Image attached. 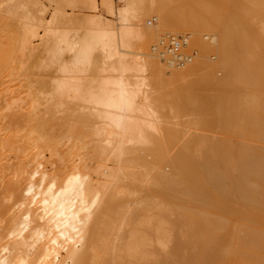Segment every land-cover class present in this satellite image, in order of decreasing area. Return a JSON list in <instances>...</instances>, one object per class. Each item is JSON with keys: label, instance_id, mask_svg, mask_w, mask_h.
Masks as SVG:
<instances>
[{"label": "bare ground", "instance_id": "bare-ground-1", "mask_svg": "<svg viewBox=\"0 0 264 264\" xmlns=\"http://www.w3.org/2000/svg\"><path fill=\"white\" fill-rule=\"evenodd\" d=\"M29 1L30 5L15 3V13L27 10L21 18L22 49L36 54L41 44L43 61L68 54L52 85L37 97L30 92L29 100L23 96L25 90H16L18 82L7 85L14 78L9 76L11 80L3 82L7 94L1 108H16L10 115L22 112L20 117L30 124L62 109L67 120L73 103H81L83 113L77 121L93 123L98 161L93 168L72 162L51 173L46 151L59 153L61 145L54 144L59 136L54 139L55 134H49L55 131L48 129V121L47 133L38 123L43 120L35 122L34 129L42 128L53 141H48L49 135L34 139L33 128L18 139V131L4 127L9 112L0 114V136H4L0 142L5 143L0 146V180L6 183L3 196L12 199L1 205L9 224L0 231V264H264V144L252 142H264V36L248 20L251 13L264 15V0H192L190 4L186 0L182 4H175L177 0H47L60 3L49 18L44 3L38 15L35 7L40 1ZM32 5L35 12L30 14ZM83 9L89 12H76ZM147 17L153 18L154 25L145 23ZM64 19L75 28L70 30L67 20L64 26ZM171 29L187 30V36L159 38ZM179 38L185 44L173 53L167 46ZM19 40L0 49V67L8 68ZM254 47L259 54L253 53ZM209 50L216 52L217 62L201 55ZM178 57H186V63L181 65ZM215 67L224 70L222 78L216 77ZM94 68L99 72L87 77V84L86 76ZM148 73L153 80L172 78L187 85L169 99V92L163 91L166 97L161 98L162 80L154 82ZM155 83H160V90ZM151 84L159 93L149 90ZM166 107L172 114L164 112ZM193 113L199 116L201 130L202 126L219 128L226 137L196 132L189 136L188 131L189 137L181 139L183 144L171 155L166 146L178 133L164 132L167 123L161 125V118L174 114L179 120ZM67 124L76 127L70 119ZM166 132L172 136L166 138ZM234 136L244 140L236 142ZM22 139L23 143L15 144ZM46 140L54 144L52 148ZM14 148L23 150L18 153L23 156L14 162L15 169L6 172ZM23 177V194L13 199ZM124 178L128 183L122 184ZM138 181L146 187L141 183L140 189ZM141 190L145 195L141 193L137 204L130 201ZM112 220L139 221L140 229L158 243H146L140 229H131L126 236L122 228L118 241L109 242Z\"/></svg>", "mask_w": 264, "mask_h": 264}, {"label": "rangeland", "instance_id": "rangeland-1", "mask_svg": "<svg viewBox=\"0 0 264 264\" xmlns=\"http://www.w3.org/2000/svg\"><path fill=\"white\" fill-rule=\"evenodd\" d=\"M23 1V2H22ZM36 1V0H35ZM40 2V4H39V6H38V4H37V7H35V9H36V12H35V9L33 10V5H32V7L30 6V14H31V10H33L32 11V13L33 12H35L36 14H40V13H37L38 11H37V9H39V7H41L42 5H43V3H44V5H46L47 6V11H46V13L44 14L46 17H50V16H52L53 14H54V12H55V10H56V8H54V6L56 7V6H58V4H60V3H58V2H54V3H51V2H53V1H50V3L49 2H47V0H39ZM49 1V0H48ZM181 1V0H180ZM187 1V2H186ZM184 0L183 1V3L184 2H186L185 4H187L188 3V1H189V3L188 4H190L191 2H192V0ZM17 2V3H16ZM22 4V3H26V4H29L30 5V1L29 0H0V49L2 48V49H5L6 47H10L11 46V44H12V42L14 41V39H16V40H19L20 39V37H21V35H22V31H21V26H22V22L24 21V20H22L21 18H23V16L24 15H26V13H27V10H25V9H19V11L18 12H16L15 13V11H16V8H17V5L16 4ZM31 3H33L34 4V2H31ZM42 3V4H41ZM58 3V4H57ZM175 4H179V3H181L182 4V1L181 2H179V0H177V2L175 1L174 2ZM55 4V5H54ZM57 4V5H56ZM193 4H195V3H193ZM2 5V6H1ZM6 5V6H5ZM16 5V6H15ZM48 5H49V8H48ZM11 6V7H10ZM247 6V5H246ZM261 6V5H260ZM260 6H258V7H260ZM252 7V6H251ZM13 8H15V9H13ZM58 8V7H57ZM262 8H264V6H261V9ZM55 9V10H54ZM15 10V11H14ZM25 10V12L23 13L22 11H24ZM71 11L70 10V7L69 8H67V6H66V11ZM20 12V13H19ZM53 12V13H52ZM76 12L77 13H88L89 12V10L88 9H83V10H76ZM34 13V15H36ZM251 13V12H250ZM261 13L262 14H264V12L263 11H261ZM17 15H19V16H17ZM40 15H42V14H40ZM248 15V14H247ZM22 16V17H21ZM262 18H264V15L262 16H260V15H258V16H254V14L252 15V13L248 16V20L251 22V24L250 25H252V26H254V27H252L253 29L254 28H257V29H255V30H257V32L260 34V35H262V37L264 36V19H262ZM66 20L67 21H69L68 19H64V20H61L62 21V24H64L65 22H66ZM149 20L151 21V24H150V22H149ZM64 21V22H63ZM148 21V22H147ZM69 22H71V21H69ZM256 22V23H255ZM258 22V23H257ZM61 23V22H60ZM73 22H71V23H65V24H67L68 25V27H70L71 25H72V28L70 29V28H67V25H66V28L64 27L65 26V24H64V26L62 25L61 26V24L59 25V26H61V27H64V28H62V29H70V30H73V28H75V24H74V27H73V24H72ZM145 23L146 24H148L149 23V25L150 26H152V25H154V23H155V21L153 20V18L152 17H147L146 19H145ZM21 24V25H20ZM70 24V25H69ZM20 25V26H19ZM256 25V26H255ZM258 26V27H257ZM252 29V30H253ZM179 32V33H178ZM186 32H188L187 30H176V29H171V30H168V31H163L162 33H161V35H160V39L162 38H164V37H168L169 35H182V36H187V33ZM254 33V32H253ZM262 33V34H261ZM168 34V35H167ZM165 35V36H164ZM251 36H253L252 35V32H251ZM258 36V35H257ZM254 37H256V35H254L253 36V38ZM165 38V39H166ZM162 41V40H161ZM40 42V41H39ZM37 44H40V43H38V41L36 42ZM253 44H256V43H253ZM160 45V44H159ZM2 46V47H1ZM253 46H256L257 47V49L259 48L260 49V47H258L257 46V44L256 45H253ZM41 44H40V46L38 47V49H37V51H36V54L35 53H33V51H31L30 49H22V47H21V42H20V40L18 41V47L16 48V50L14 51V55H13V59L11 58L10 59V62H9V66H8V68H3V67H0V114L2 113V114H7V112H9L10 110L9 109H3V108H1V102H3V98H4V96H3V94H7V92H5V93H3V90H4V86H3V82L4 81H6V79H9V80H11L10 78H13V76H14V78H13V80H11L10 82H8L7 83V85H10V86H12V87H14V85H12V84H14V83H16V82H18V84H17V86H16V90L17 89H23V90H25L24 92V95L23 96H25V100H27L28 98L29 99H31L32 98V95L34 94L35 95V97H37V96H39V95H37L38 93H40L39 91L41 90V89H43V88H45V89H47V88H49L51 85H52V83H53V81H54V78L55 77H58L59 76V66H60V64H61V61H62V59L63 58H65V56H67V54H68V52L67 51H65L64 53H62V54H60V55H57L55 58H54V60L53 61H43V57H41V52H40V49H41ZM40 48V49H39ZM151 49V48H150ZM253 50H254V52L253 53H256L258 50L254 47V48H252ZM256 49V50H255ZM152 51V50H151ZM194 51V50H193ZM193 51H189V52H187V53H189V54H193L194 52ZM252 51V50H251ZM256 51V52H255ZM261 51V50H260ZM206 53V52H205ZM257 54H259V51H258V53ZM201 55H205L204 57L205 58H207V60L208 61H210V62H217L218 61V55L216 54V52H213V51H210L209 50V52L207 53V54H204V53H201ZM253 55V54H252ZM255 55V54H254ZM37 56V57H36ZM95 69V68H94ZM94 69H93V71L92 72H90L89 71V75H87L86 76V81H87V84L89 83V81H90V79H91V77H94V76H96L97 74H98V69H95V71H94ZM213 71H214V73H215V75H216V77L217 78H222L223 76H224V74H225V72H224V70H222L221 68H217V67H215V68H213ZM96 73V74H95ZM88 74V73H87ZM9 76H10V78H9ZM147 76L149 77V76H152V74L151 73H148L147 74ZM155 76V75H154ZM90 78L89 80H88V78ZM165 78L167 77V76H164ZM151 77H149V79H150ZM93 79V78H92ZM148 79V81L149 82H151V83H153L152 81H154L155 79H157L158 81L157 82H159L160 80L159 79H161L162 80V83H161V85H160V83H155V84H157L158 86L160 85V86H162V89H161V98H162V96H165L164 95V93L166 94H168V92H169V96L167 97V99H169V97L171 96L172 97V95H174V92H176V91H178L177 89L178 88H180L181 86H182V88H183V86L187 83V81H185V80H179V81H177V80H174V79H172V78H168V79H164L165 80V82L163 81V78H157V77H154V80H153V76H152V81H150ZM201 79V78H200ZM193 81V80H192ZM155 82V81H154ZM163 82H164V84H163ZM154 85V84H153ZM152 84H151V88H152V90L151 89H149L150 91H153V89H155V88H157V89H159L160 90V86L158 87L157 85H155V86H157V87H155V88H153L154 86H153ZM187 85V84H186ZM181 88V89H182ZM157 89H155V90H157ZM180 90V89H179ZM164 91V93H162ZM30 92H32L33 94H31ZM155 92H157V93H159V91L157 90V91H155ZM154 92V93H155ZM28 93H29V96H28ZM153 92H152V94H154ZM156 94V93H155ZM154 94V95H155ZM40 95H41V93H40ZM160 95L159 96H157V97H159L160 98ZM28 96V97H27ZM34 97V96H33ZM166 97V96H165ZM170 97V98H171ZM158 98V99H159ZM28 99V100H29ZM155 99H156V97H155ZM73 103V102H72ZM71 105V104H70ZM45 106V105H44ZM44 106L42 105V107L44 108ZM72 106V105H71ZM71 106H69V108L71 107ZM76 107V110H75V107ZM82 105H81V103H77V102H74L73 103V106L71 107L72 109H74V111L71 109V111H73L72 113H68L69 114V116H71V118H69V116H67V120H65V118H64V113H62L63 112V109L62 110H60L59 112L57 111L56 113L55 112H51V114L49 113L48 115L46 114V118L44 117L43 119H36V121H34V123H33V121H30V122H32V123H30V124H28L25 120H24V118H22V117H20V116H22L23 114H22V112H21V114H20V112H19V114H18V116H16L15 115V117H12V116H14V115H10V112L12 111V110H14V109H12L8 114H7V116L8 117H6V121H5V123H7L4 127H8V128H11L12 130L11 131H18V134L16 135V138H18L19 137V135H21L20 137H22L23 136V132L26 134V131L28 130L29 132H30V130H31V128H33L34 129V126L36 125L35 124V122L37 123V121H42V122H38V123H40V124H42L43 123V130L45 129V128H47L48 126L46 125V122L48 121V123H49V130L50 131H52V129L55 131L54 133H52V132H49V134L50 135H54V139L55 138H57L56 136H59L60 138H62V139H60L59 137H58V139L55 141L56 143H54V144H56V146H58V145H61L60 146V152L59 153H56V154H51L50 153V151L47 149V151H46V155H47V163H46V167L48 168V169H50V170H48V171H50L51 172V170H54L53 172H57V171H59L60 169H63V168H65L66 167V165L67 164H69V163H72V162H74V163H79V162H83V163H86L87 165H89L90 167H94L95 165H96V163H97V161H98V157H97V155H98V153L96 152V150H95V144H96V140H95V136H94V134H92V130H93V123H91L90 124V122L88 123V122H80V124H78L79 122L77 121L78 119H79V116L81 115V113H83L81 110H80V107H81ZM42 108V109H43ZM170 108V110H173V112H174V109L173 108H171V106L169 107ZM40 109H41V106H40ZM165 109V108H164ZM163 109V110H164ZM168 109V107H166V109L164 110V112H167V113H169V112H171V114H172V111H170L169 109ZM15 110H16V108H15ZM12 111L11 112V114L12 113H14V112H17V110L16 111ZM69 110V109H68ZM87 110V109H86ZM6 111V112H5ZM65 111H67L66 109H65ZM69 112V111H68ZM59 113V114H58ZM66 114H67V112H65ZM65 114V115H66ZM51 115H53V116H51ZM58 115V116H57ZM60 115V116H59ZM11 116V117H10ZM171 116V117H170ZM173 116H174V114H173ZM173 116L172 115H167V116H165V118L164 117H162L161 118V121H160V123H161V125L163 124V123H167L166 124V126L164 127L163 126V128H165V130H164V132L165 131H167V132H169V130H170V132L169 133H173V132H176V133H178V135L175 137V136H173V138L175 139V141H173L172 139V141L170 142V143H168L169 145L168 146H166L167 148H169L168 150H170L169 151V153L172 155L174 152H176L181 146H180V143H181V145L183 144V141L184 140H186V135H187V132L188 131H190V132H188V135L189 136H192V134H196V133H198V134H196V135H205V136H210V137H216V138H218L217 136H219V138H223V137H226L225 135L226 134H224L219 128L217 129V128H208V127H203L202 126V130H201V128H200V126L201 125H198V123H197V118L199 117L198 116V114H195L194 115V113L193 114H190L189 115V117H185V116H183V117H185V119H183L182 120V118H178L179 120H176L177 119V117H175V118H173ZM193 116H195V118L193 117ZM54 117V118H53ZM57 117H59V118H57ZM60 117H62V119L60 118ZM166 117H167V119H166ZM168 117H170V118H168ZM48 118V119H47ZM164 118V121H162V119ZM172 118H173V120H174V122H173V120H172ZM10 119V120H9ZM11 119H13L12 120V122L14 121H16V125L14 124V122L12 123L11 122ZM47 119V120H46ZM50 119V120H49ZM69 119H70V122H74V123H76V127L74 128V126H73V128L71 127L72 125H73V123H72V125L69 127V125L67 124V121H68V123H69ZM186 119H188V120H186ZM194 119V120H193ZM9 120V121H8ZM64 121L65 120V124H63V122H61V121ZM165 120H167V121H165ZM183 121V123H180V121ZM25 121V122H24ZM59 121V122H58ZM177 121H179V122H177ZM189 121V122H188ZM192 121H193V123H192ZM176 122V123H175ZM189 123V124H187L186 125V123ZM196 122V123H195ZM11 123L13 124V125H11ZM28 124V126L26 125V124ZM38 123H37V125H38ZM44 123H45V127H44ZM47 123V124H48ZM178 123V124H177ZM196 124V126H195V124ZM31 124H32V126H31ZM164 124V125H165ZM185 124V125H184ZM194 124V125H193ZM15 126V127H14ZM195 126V127H194ZM29 127V128H28ZM37 127V126H36ZM35 127V128H36ZM174 127H176V128H174ZM14 128H16V129H14ZM42 128H39V129H34L33 131H32V133L34 134V132L36 131V137H35V135L33 136V138L34 139H38V137L39 138H41V139H44L45 140V138L47 137V135H49V134H45L44 132H43V130H42ZM51 128V129H50ZM208 128V129H207ZM27 129V130H26ZM30 129V130H29ZM169 129V130H168ZM174 129V130H173ZM178 130V131H175V130ZM182 129H183V131H182ZM190 129V130H189ZM193 129V130H192ZM217 129V130H216ZM37 130H42V132L41 131H37ZM72 130H74V131H76V134L74 133L73 135L72 134H70V132L72 131ZM187 130V131H186ZM191 130H192V132H191ZM194 130H196V131H194ZM202 132H200V131ZM207 130V131H206ZM20 131V132H19ZM45 132H46V130H44ZM186 131V132H185ZM199 131V132H198ZM204 131V132H203ZM212 131V132H211ZM38 132V133H37ZM77 132H79L81 135L79 136V134L77 133ZM164 132H162V133H164ZM166 132V133H167ZM193 132H196V133H193ZM218 132V133H217ZM28 133V132H27ZM47 133V132H46ZM165 133V135H167L168 137H166V138H170L171 136H169L170 134L169 133H167L166 134ZM183 133V134H182ZM186 133V134H185ZM190 133V134H189ZM205 133V134H204ZM211 135H210V134ZM212 133H213V135H215V136H213L212 135ZM0 134H2V132H0ZM24 134V135H25ZM67 134V135H66ZM68 134H70V136L69 137H71L70 139H69V137H68ZM78 134V135H77ZM180 134H182L183 136H181ZM185 134V135H184ZM221 134V135H220ZM40 135H42V136H40ZM46 137H45V136ZM50 135H49V138H48V141H53V139L51 140V137H50ZM62 135V136H61ZM72 135V136H71ZM77 137V136H79V138H76L75 136ZM187 135V137H189ZM157 136V135H156ZM159 136V135H158ZM157 136V138H162V136L161 137H158ZM2 139H3V135H1L0 136ZM19 137V138H20ZM44 137V138H43ZM64 137V138H63ZM66 137V138H65ZM68 137V138H67ZM179 138V141H176V140H178V138ZM183 137H185V138H183ZM18 138V139H19ZM163 138H164V136H163ZM165 138V139H166ZM66 139H69V140H66ZM183 141H182V140ZM234 141H236V142H240V141H242V140H244L243 138H239V137H233L232 138ZM58 140H61L60 142H63L64 141V143H57V141ZM162 140V139H161ZM23 139L22 140H20V141H18V142H15V144H21V143H23ZM65 141H66V143H65ZM40 142L41 143H43V142H45V141H41L40 140ZM59 142V141H58ZM77 142V147H72V145L74 144L75 145V143ZM254 144H256V145H260V146H263V144H264V142H259V143H257V141L256 142H254V141H252ZM251 142V143H252ZM46 143H49L50 145L49 146H51V148H52V145H54V144H52V143H50V142H47V140H46ZM172 143H175V144H172ZM5 143L3 142V143H1L0 142V146H2V145H4ZM44 144V143H43ZM42 144V145H43ZM52 144V145H51ZM170 144H171V146H170ZM262 144V145H261ZM174 145V146H173ZM44 146V145H43ZM42 146V147H43ZM56 146H54V148L56 147ZM59 147V146H58ZM178 147V148H177ZM264 147V146H263ZM44 148V147H43ZM73 148H74V151H73ZM50 149V148H49ZM19 151V152H18ZM172 151V152H171ZM12 152V153H11ZM10 153H11V158L9 159L8 158V161H6V164H7V162H8V165H7V171L6 172H11L12 171V168L13 169H15L16 168V162H17V160H19V159H21L22 158V156L21 155H19V154H23L22 152H23V150L21 151L19 148L18 149H16V148H14L13 149V151H11ZM19 153V154H18ZM63 153H64V155H63ZM14 154V155H13ZM63 155V156H62ZM20 156V157H19ZM61 156H62V158H61ZM65 156V159L63 158ZM68 156H69V159H68ZM55 157V158H54ZM66 157H67V159H66ZM15 158V159H14ZM54 158V159H53ZM17 159V160H16ZM149 159H151V158H149ZM67 160V161H66ZM26 161H27V158L25 159V161L23 162L22 161V163H26ZM15 162V163H14ZM68 162V163H67ZM14 165H13V164ZM21 163V164H22ZM54 165H56L55 166V168H53V166ZM136 168V167H135ZM165 169L166 170H170V167L169 166H166L165 167ZM10 170V171H9ZM53 172H51V173H53ZM23 179V180H22ZM21 179V181L18 183V185L20 186V187H18L19 189H17V192L15 193V196L13 197V199L14 198H16L17 196H22V194H23V184H24V179H25V177H23ZM126 181H127V183H128V180H125V178H124V181H122V184L123 183H126ZM21 183H23V184H21ZM139 183V184H138ZM142 182L141 181H138L137 182V185L138 186H140V184H141ZM6 183H4L3 181H2V183H1V180H0V214L2 213V209H3V207L4 206H6L7 204H9V203H11V200L12 199H10V201H9V198L8 197H5L6 195V193H7V190L5 189L6 188V185H5ZM142 184H143V186H142ZM141 184V186H142V188L143 187H146V186H144V185H146L145 183H142ZM141 186H140V189H141ZM21 188V189H20ZM4 189L6 190V191H4ZM4 192H5V194H4ZM22 193V194H21ZM144 194L145 195V192L144 191H137L136 193H134V194H132L131 196H132V198H131V196H129V198H131L130 199V201H133V199H134V202L133 203H135V204H137V201H139V199H141L142 197H143V195L142 194ZM3 195H5V196H3ZM135 195V196H134ZM141 195H142V197H141ZM134 196V197H133ZM138 197H140V198H138ZM6 198V199H5ZM2 200V201H1ZM3 200H6L7 202H4L3 203ZM3 203V204H2ZM7 203V204H6ZM3 207H2V206ZM5 215H6V217H5ZM2 216H4V218L2 217ZM7 214H1L0 215V226H1V228H0V231L1 230H4L5 229V227H4V225L6 226H8V218H7ZM2 217V218H1ZM9 217V216H8ZM175 217V215H173V217H172V219ZM10 222V221H9ZM112 222L113 223H111V225H110V228H111V230H110V232H109V234L107 235V237H108V240H109V242H115L116 240L118 241V239L116 238L117 236H118V229L119 228H122V233L124 234V235H126V236H128L131 232H130V230L131 229H140L141 228V225H140V222L139 221H137V222H135V223H133V224H126V223H122L120 220L119 221H117V222H114L113 220H112ZM8 223V224H7ZM6 226V227H7ZM4 228V229H3ZM140 234H142V235H144L145 237H146V240H144L146 243H150V244H152V243H155V244H157L158 242H157V240H155V237H153L151 234H146V233H144L141 229H140ZM116 241V242H117ZM170 244H173V242H171ZM168 250L170 249V247H168L167 248ZM133 264H139L138 262L137 263H133Z\"/></svg>", "mask_w": 264, "mask_h": 264}, {"label": "built area", "instance_id": "built-area-1", "mask_svg": "<svg viewBox=\"0 0 264 264\" xmlns=\"http://www.w3.org/2000/svg\"><path fill=\"white\" fill-rule=\"evenodd\" d=\"M185 44V40L183 38H179V39H174L171 42H169L167 48H169L170 50H173L171 52L173 53H178L179 50L181 49V47ZM168 51H170L169 49H167ZM187 58L186 57H178V62L181 65H184L186 63Z\"/></svg>", "mask_w": 264, "mask_h": 264}]
</instances>
